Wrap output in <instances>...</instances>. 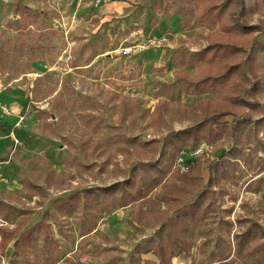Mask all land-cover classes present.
Listing matches in <instances>:
<instances>
[{"label":"rangeland","instance_id":"374dc122","mask_svg":"<svg viewBox=\"0 0 264 264\" xmlns=\"http://www.w3.org/2000/svg\"><path fill=\"white\" fill-rule=\"evenodd\" d=\"M115 2L126 3L120 14L106 6ZM230 2L0 0V264L156 261L150 241H165L168 230L137 222V205L122 206L158 176L154 166L171 161L167 139L209 118L185 92L200 78L182 65L220 42L221 9L224 23L255 27L264 39V0L223 8ZM129 46L138 49L127 55ZM255 69L256 99L248 69L212 96L223 100L241 84L257 106L222 118L241 133L199 159L212 208L190 256L173 264L264 263V53ZM160 198L154 191L146 210L175 217Z\"/></svg>","mask_w":264,"mask_h":264},{"label":"trees","instance_id":"16d2710c","mask_svg":"<svg viewBox=\"0 0 264 264\" xmlns=\"http://www.w3.org/2000/svg\"><path fill=\"white\" fill-rule=\"evenodd\" d=\"M230 1L223 8L228 9L229 5L234 4L233 1L237 2V0ZM221 12L222 9L217 14V19L224 30L220 42L211 43L207 49L182 65H193L195 73L200 78L196 85L188 87L185 92L189 96L197 97L193 107L201 114L200 117L209 118L191 128L175 133L167 139L166 144L172 146L171 161L162 169L154 166L153 169L156 170L158 176L146 188L140 189L136 193H130L128 195L129 203L122 206V208H126L137 205V222L145 221L149 225L155 226L162 224V231L167 229L169 232L165 241L159 243L154 240L150 241L152 247L148 252L153 254L156 261L147 260L145 264H173V259L176 257H189L192 251L194 232L207 208H212V205L206 207V204L209 195L211 193L215 195V192L212 185L204 189L201 177L203 168L199 160L193 162L189 173L181 174L179 170L175 169L176 158L182 152L203 142L213 147L217 145V148H220L218 144L229 138L232 132L241 133L242 126L240 124L231 127L227 121L222 122L221 119L237 116L243 112L245 107L255 108L257 106V104L251 105L243 99L244 91L241 84L237 86L235 92L223 100L220 97H212L217 96L236 77H245V69H248L252 79L256 82L253 88L248 91L251 99H256L261 90L255 63L257 55L264 53V39H257L256 34L259 30L255 27L240 24H235L232 27L224 23ZM243 54H248L244 63L238 60V57ZM147 144L141 143V146L144 147ZM216 174L219 184L218 171ZM154 191L158 192L161 197L160 203L169 207V212L172 211V208H176L175 217H170V213L160 212L156 207V210H146L147 206L154 205L153 201H150V195ZM194 198L195 201L190 202ZM163 218L167 220L166 223L161 221ZM257 234L258 231L254 230L247 236L254 238ZM25 239L30 241L29 236H26Z\"/></svg>","mask_w":264,"mask_h":264},{"label":"built area","instance_id":"2783aa9c","mask_svg":"<svg viewBox=\"0 0 264 264\" xmlns=\"http://www.w3.org/2000/svg\"><path fill=\"white\" fill-rule=\"evenodd\" d=\"M167 42V39H159L158 41L149 40L148 47H161L164 43ZM146 47H143V49ZM138 48L129 46L124 49L125 54L131 55L136 52ZM140 50V49H139ZM214 147L207 143H201L198 146L193 147L187 151L182 152L175 160V169L179 170L181 174H187L191 170V165L195 160H199L205 155H208Z\"/></svg>","mask_w":264,"mask_h":264},{"label":"crops","instance_id":"0c3cea01","mask_svg":"<svg viewBox=\"0 0 264 264\" xmlns=\"http://www.w3.org/2000/svg\"><path fill=\"white\" fill-rule=\"evenodd\" d=\"M119 4L121 5V4H126V3L115 2V3H109L106 6H107V8H110L111 11H109V12L120 14L124 10V7L120 6ZM178 258H180V257H176V258H174V260L178 259Z\"/></svg>","mask_w":264,"mask_h":264}]
</instances>
